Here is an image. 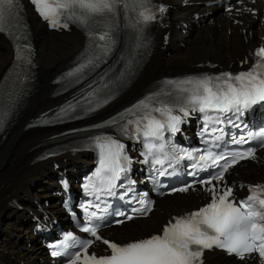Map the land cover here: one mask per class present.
Returning a JSON list of instances; mask_svg holds the SVG:
<instances>
[{
    "label": "snow or ice",
    "instance_id": "snow-or-ice-1",
    "mask_svg": "<svg viewBox=\"0 0 264 264\" xmlns=\"http://www.w3.org/2000/svg\"><path fill=\"white\" fill-rule=\"evenodd\" d=\"M238 2L242 3L243 0ZM31 3L50 27L68 28L70 23H74L84 29L89 38V45L81 54L80 62L66 74L69 84L79 83L111 54L117 43L121 16L128 21L124 27L134 30V39L137 41L135 48L138 49L143 47L142 33L150 22L157 19L156 13L159 12L162 16L167 11L165 6L154 5L153 0H31ZM19 8L20 0H0V31H8L15 42L16 66L27 77L32 66V48L28 42L26 25L17 21V27H11L13 14H18ZM227 10L232 11L231 7ZM253 55L256 59L246 71L169 80L166 83L172 86L170 89L153 93L125 113L119 114L118 118L107 122L119 125L123 120L125 123L120 126L124 134L144 138V163L150 162L158 176L172 174L164 167L166 162L174 172L173 162L179 163L184 159L194 161L191 165L194 171L189 173L194 177L198 175V171L218 169L209 173L206 179L193 180L184 187L172 189L186 192L190 188L195 190V184L199 183L210 193L209 203L184 216L173 217L159 234L142 240L121 245L102 238L99 230L103 226L104 216L90 209L106 212L107 201L104 197L116 196V189L124 187V184L118 185L117 182L121 180L122 174L130 171L132 160L124 151L125 145L118 139L110 136L97 137L98 167L84 184V189L94 199L83 206L85 222L80 228L93 239H80L68 233L59 246H52L54 250L51 255H67V264H203L204 250L216 247L241 260L255 253L260 264H264V184L249 185V195L237 200L233 195V186L225 181L226 173L241 160L256 158V147L228 152L212 150L219 147L217 142L223 140L225 133L223 127L211 125H224L227 122L239 128L240 125L226 114L232 113L238 118L253 105L264 102V46L255 50ZM121 59L125 61L124 67L116 76L111 77L109 73H105L95 82V86L89 85L91 90L84 99L86 103L93 105L89 108L90 111L107 103L117 84L122 83L134 71L136 57L133 50ZM14 105V99L9 108L0 104V126L10 116V109ZM74 107L69 103L61 109V114L67 115ZM190 111L204 114L203 132L211 137L207 141L209 147L199 155L196 153L200 150L177 149L170 141L165 140V132L174 134L179 130L182 116L176 113L186 117ZM128 116L134 118L127 119ZM216 133L220 135H215ZM253 139L259 140L258 147H264V129L256 133L249 131L247 136H233L231 142L243 145ZM157 165L160 167L156 168ZM130 183L135 184V181ZM130 192H134L131 187L126 189L121 198L128 196ZM132 199L139 207L132 209L130 215L119 214L125 216L126 220H131L134 216H147L152 211L153 202L147 199L146 193L134 195ZM101 204L105 208H101ZM96 241H102L110 254L98 256L95 252L89 253V248ZM57 248L61 250H55ZM70 248L75 251L70 252Z\"/></svg>",
    "mask_w": 264,
    "mask_h": 264
},
{
    "label": "bare ground",
    "instance_id": "bare-ground-1",
    "mask_svg": "<svg viewBox=\"0 0 264 264\" xmlns=\"http://www.w3.org/2000/svg\"><path fill=\"white\" fill-rule=\"evenodd\" d=\"M177 13H180V11L178 10ZM203 38L205 37L201 34L198 39H188L191 46L183 49L180 55L187 58L189 55L201 53L210 44L214 49H216V46L220 47L214 44L215 41L212 43L207 38ZM81 43L82 38L76 32L69 35H53L52 33L47 34L39 28L37 33V61L39 63L37 92L29 100L30 104L28 105L27 101L19 111L15 121L7 127L5 138L0 139V248L10 250V254L16 256L15 259L19 257L30 259L36 254L28 249H22L18 253L13 248H7L6 243L11 237V231H14L15 237H18L21 230H24L26 220L28 221L25 211L16 213L6 205L7 199L10 200L13 196H16L28 210H34L32 203L46 198V190L52 183V173L54 172L51 166L46 164V161H33V164H31L34 156L40 150L35 145L42 136H49L50 132L27 130L24 128V124L31 114L43 109V106L46 107V104L50 102L47 99L48 92L51 89L48 85L50 74L58 69L79 48ZM10 57V48L5 41L0 40V74ZM146 74L147 69L144 67L131 85V91ZM127 96L128 94L123 97ZM34 184H38L39 188H35ZM10 217L13 222L8 221ZM16 221H21L19 226L15 224ZM15 259L3 255L2 250H0V264H17Z\"/></svg>",
    "mask_w": 264,
    "mask_h": 264
},
{
    "label": "rangeland",
    "instance_id": "rangeland-1",
    "mask_svg": "<svg viewBox=\"0 0 264 264\" xmlns=\"http://www.w3.org/2000/svg\"><path fill=\"white\" fill-rule=\"evenodd\" d=\"M35 185V188H39L38 184H34Z\"/></svg>",
    "mask_w": 264,
    "mask_h": 264
}]
</instances>
